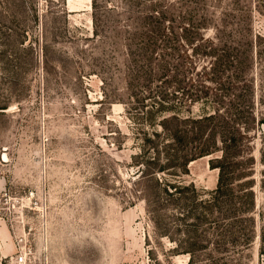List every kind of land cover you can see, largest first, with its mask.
Instances as JSON below:
<instances>
[{
	"label": "rangeland",
	"instance_id": "rangeland-1",
	"mask_svg": "<svg viewBox=\"0 0 264 264\" xmlns=\"http://www.w3.org/2000/svg\"><path fill=\"white\" fill-rule=\"evenodd\" d=\"M137 7L177 20L204 16L205 37L216 40L221 25L231 48L253 37L256 125L242 141L244 159L254 161L250 244L246 217L228 235L218 212L190 202L216 189L210 160L221 152L178 168L182 147L161 124L173 114L126 88ZM184 50L166 104L180 117L214 113L187 99L204 89L180 81ZM207 62L197 60L196 71ZM163 83H151L154 92ZM263 232L264 0H0V264H15L24 250L26 264H264Z\"/></svg>",
	"mask_w": 264,
	"mask_h": 264
},
{
	"label": "trees",
	"instance_id": "trees-1",
	"mask_svg": "<svg viewBox=\"0 0 264 264\" xmlns=\"http://www.w3.org/2000/svg\"><path fill=\"white\" fill-rule=\"evenodd\" d=\"M167 13L169 17L164 11L153 7H137L135 10L132 19L134 33L125 46L127 70L123 80L126 88L134 92L131 96L137 95L134 89H141L154 99L157 112L173 114L166 116L161 124L170 133L171 140L179 142L182 147L181 150L178 149V168L186 170L191 161L221 152L220 156L210 160V167L219 170L216 189L208 199H202L197 192L190 202L218 212L217 221H223L231 227L228 235L233 232L240 219L246 217L251 228L247 237L250 244L254 239V161L252 156L244 159L243 153L248 144L245 145L242 141H248L247 134L256 125L253 82L249 75L254 61L253 37L241 35L242 44L231 48L227 43L223 44L226 34L220 29L221 25L215 27L217 36L214 40L206 38L203 33L209 26L206 17L185 21L177 20L176 13ZM167 22L171 27H166ZM168 30L170 34H166ZM181 44L185 50L181 57L180 66L183 71L180 81L190 90L196 89L197 92L199 87L204 89L200 90L203 95L186 92L187 99L195 102L204 100L214 113L204 111L198 116L180 117L178 112L181 109L178 105L166 104L171 103L166 92L177 81L176 56L178 50H182ZM190 48L193 49L192 55L189 53ZM233 48L234 53L231 52ZM157 49L160 51L155 71L153 60L157 59ZM197 60L208 62L201 66V70L196 71ZM163 79L165 83L156 86L160 91L156 89L155 96L152 84ZM224 79H228L227 83ZM172 123L176 125L170 130ZM217 141H221L222 145L218 146ZM191 189L196 193L193 187ZM146 200L149 208L155 203L150 197H146ZM186 250L192 252L191 248ZM261 253L264 254V232Z\"/></svg>",
	"mask_w": 264,
	"mask_h": 264
},
{
	"label": "built area",
	"instance_id": "built-area-1",
	"mask_svg": "<svg viewBox=\"0 0 264 264\" xmlns=\"http://www.w3.org/2000/svg\"><path fill=\"white\" fill-rule=\"evenodd\" d=\"M28 253H30V252H27L26 250H24L22 253H20V254L16 257L14 263H15V264H26V263H27V256H28Z\"/></svg>",
	"mask_w": 264,
	"mask_h": 264
}]
</instances>
